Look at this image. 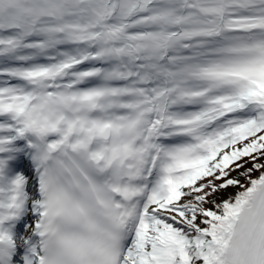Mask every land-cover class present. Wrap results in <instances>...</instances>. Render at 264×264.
<instances>
[{
  "label": "snow or ice",
  "instance_id": "6c2138e0",
  "mask_svg": "<svg viewBox=\"0 0 264 264\" xmlns=\"http://www.w3.org/2000/svg\"><path fill=\"white\" fill-rule=\"evenodd\" d=\"M0 264H264V0H0Z\"/></svg>",
  "mask_w": 264,
  "mask_h": 264
}]
</instances>
